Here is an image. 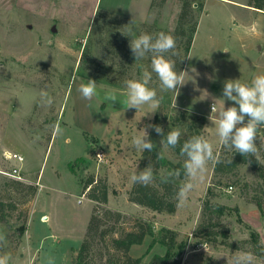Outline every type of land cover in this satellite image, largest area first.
<instances>
[{"label": "rangeland", "instance_id": "rangeland-1", "mask_svg": "<svg viewBox=\"0 0 264 264\" xmlns=\"http://www.w3.org/2000/svg\"><path fill=\"white\" fill-rule=\"evenodd\" d=\"M204 1L201 11L194 4L197 31L183 69L185 83L172 92L171 105L161 112L158 106L146 105L153 115L148 113L143 121L127 125L124 132L111 133L116 121L103 109L105 104L93 98L87 107L77 92L79 81L88 80L77 74V68L89 34L97 32L96 13L115 12L122 18L118 30L129 35L131 27L132 35L138 36L146 33L138 25L143 22L174 30L181 2L167 0L161 7L151 8L152 0H0V233L6 237L0 254L10 255V264H48L49 257L54 258L53 264H75V251L87 238L93 209L100 218L98 230H92L87 239L90 256L99 264L110 255L121 257L110 240L133 229L137 219L150 223L156 235L162 228L176 230L178 241L186 243L182 264H231L233 254L247 251L225 247L221 235L215 240L196 236L204 219L202 203L214 182H218L214 186L217 195L211 201L229 208L220 216L229 238L239 242L257 231L264 245V187L249 164L235 175L221 176L214 174L215 162L209 161L203 178L194 181L187 202L177 204L173 213L129 200L131 176L146 167L141 163L144 151L132 143L143 129L160 153L177 161L169 148L161 147L154 129L147 127L156 124L158 112L173 116L185 110L206 115L201 136L213 145L214 156L218 155L221 144L213 121L224 104L225 108L234 106L223 98L225 81L250 83L255 75L264 73V9L249 5V0ZM100 51L96 48L95 56L106 73L117 70V58L111 60ZM147 59L135 61L130 73L111 76L140 79L136 66ZM75 74L80 77L73 84L78 85L73 91L77 114L74 97L67 96ZM154 83L157 94H162L158 77L149 87ZM42 90L53 98L51 106L41 104L45 102L40 98ZM161 126L168 131L179 128L182 135L186 132L184 124H172L170 118ZM257 139V152L264 162V128L258 130ZM8 153H18L24 160L10 159ZM98 153L104 155L103 160ZM79 157L85 162L76 161ZM71 161L76 174L69 169ZM90 175L104 179L108 188V201L98 204L96 210L94 201L83 194L82 182ZM252 195L263 199L262 208L252 201ZM107 209L113 214L106 216ZM102 230L107 231L105 236ZM152 241L147 236L143 243L134 244L130 255L141 257V264H152L155 253L166 252L159 242ZM255 257V264H264V257Z\"/></svg>", "mask_w": 264, "mask_h": 264}, {"label": "trees", "instance_id": "trees-1", "mask_svg": "<svg viewBox=\"0 0 264 264\" xmlns=\"http://www.w3.org/2000/svg\"><path fill=\"white\" fill-rule=\"evenodd\" d=\"M167 0H152L151 8L161 7ZM181 2V10L178 15L177 25L174 30L161 27L156 22L152 24L139 23L138 25L146 30V33L155 36L157 33L163 31L167 34L174 36L176 40V53L173 56L171 53H167L166 56L173 60L176 65L177 72H183L186 64V60L191 50L195 33L198 26V18L196 15V4L198 11H201L204 7V0H179ZM249 5L259 9H264V0H249ZM95 29L97 32L94 35L88 36L86 43L84 44L81 57L79 60L77 74L88 79L95 80L96 82L107 83L118 88H125V79L121 77L111 76L116 73L119 76L125 73H130L134 70V56L129 47V37L118 30V27L122 23V18L119 17L115 12L108 10H99L94 18ZM101 49L100 52L113 58H117L118 62L115 63L117 70H111L106 73L104 65L97 60L95 56V49ZM143 66L150 71L151 67V56L148 55V59L144 64L138 63L136 66L137 74L143 73ZM149 67V68H148ZM156 77L152 76V80ZM157 85L154 83L152 88H156ZM172 92L163 91L162 94H157L160 98L158 105L159 111H165L172 103ZM158 112L155 115L156 124L160 125L163 120L167 118L171 119V123L178 125L184 124L185 134L181 135L180 143L176 148H169L176 156L177 161H172L163 155V158H159L157 155L160 153L158 148H155L152 152L144 151V159L141 163L146 167L150 164L153 168L154 182L153 184L145 187L139 184H133L129 191V200L136 204L146 206L152 210L168 213H173L177 208L176 192L181 183H183L186 177L183 174V162L184 157L180 155L181 145L189 138L194 135L201 136V129L206 123V115L199 113H189L188 111L182 110L179 114L168 116L167 113ZM162 127V126H161ZM164 130L165 135L168 130ZM155 131V130H154ZM159 135V134H158ZM159 137L164 139L161 135ZM255 143H259L256 139ZM220 163H214L213 171L215 175L227 176L229 174L235 175L238 169L249 164L256 173L257 177L261 180V185L264 187V162L258 155L243 156L237 153L235 149H225L222 145L219 151ZM148 159V161L146 160ZM85 162V159L79 157L76 161ZM151 160V161H150ZM69 169L76 174L74 170V162H69ZM180 170L181 175L174 182L164 183L162 182V176L168 171ZM83 194L86 193L88 198L94 201V208L98 204L106 203L108 201V188L102 178H96L94 175L88 176L83 180ZM260 184V183H259ZM218 185V182H214L209 185L205 198L203 200V221L199 224L196 236L202 238L201 240H215L217 236H223L221 243L232 250H246L252 252L256 256L264 257V245L260 240V235L257 231H251L249 238L241 241H233L229 238L228 231L220 221V216L225 214L229 209L226 205L221 203L212 202L211 200L217 195L214 192V186ZM252 201L256 202L258 207L262 208L263 199L258 195H252ZM106 216L112 215L113 212L107 209L105 211ZM121 214L117 212V218ZM99 217L94 212L91 216L88 225V235L91 231H96L97 223H99ZM98 230V229H97ZM107 231L102 230L101 234L106 235ZM179 233L171 228H162L158 235H156L154 228L150 223L143 219H137L134 223L133 229L123 231L120 236L112 237L111 246L113 249L120 252L122 255L117 259L110 255L106 261L101 264H141V257H134L130 255L129 251L134 244L143 243L147 236L153 238L152 244L159 242L166 248L164 254L155 253L152 257V264H182V255L186 249L185 242L178 241ZM85 238L80 248L76 249V255L74 256L75 264H99L96 259L90 256V242Z\"/></svg>", "mask_w": 264, "mask_h": 264}, {"label": "clouds", "instance_id": "clouds-1", "mask_svg": "<svg viewBox=\"0 0 264 264\" xmlns=\"http://www.w3.org/2000/svg\"><path fill=\"white\" fill-rule=\"evenodd\" d=\"M133 21L131 22V24ZM130 24V25H131ZM131 39L129 47L135 61L142 60L146 56H151V71L145 70L140 79H129L125 81L126 99L123 105L127 109L137 111L143 105H150L155 108L160 102L157 92L149 87L153 73L160 81L162 91H176L178 86L183 85L184 73L177 72L175 62L169 59L166 54L177 55L176 40L171 34L163 31L155 36L148 33H141L138 36L132 35V28L128 29ZM227 51V50H225ZM81 97L91 100L97 95V83L88 79L86 83H81L77 89ZM223 98L234 102V106L225 108L224 106L217 113V119L213 121L212 115L209 117L216 125V135L220 144L228 150L235 149L243 156L255 155L257 152V133L264 128V73L257 74L250 83H242L239 79L227 80L224 83ZM179 94V93H178ZM40 98L44 100L42 105L51 106L53 98L47 91H41ZM103 99L106 102H116L115 91L105 90ZM121 103V102H120ZM111 106V103H109ZM217 112L215 104L212 105V113ZM164 139L161 140L162 148H176L180 143L181 130L179 128L169 130L165 135L160 125H148ZM133 146L140 151L152 152L156 145L151 141L149 133L143 129L141 135L133 138ZM180 155L184 157L183 174L187 178L181 183L177 192V204L183 205L187 202L189 193L194 189V181L203 178L209 161L220 163L219 156L213 154V145L200 135H194L187 139L180 147ZM159 158H163V153H158ZM181 175L180 170L168 171L162 176V182H174ZM133 184L149 186L154 182L153 168L149 164L143 170L131 176ZM5 234L0 233V244L5 241ZM54 258H48V264H53ZM11 257L8 254H0V264H10ZM256 257L252 252H237L231 257V264H255Z\"/></svg>", "mask_w": 264, "mask_h": 264}, {"label": "crops", "instance_id": "crops-1", "mask_svg": "<svg viewBox=\"0 0 264 264\" xmlns=\"http://www.w3.org/2000/svg\"><path fill=\"white\" fill-rule=\"evenodd\" d=\"M76 80H80V77H76V74H75V75H73L72 80L70 82V86L67 90L68 98L74 97L75 108L77 107V101H76L77 95H73V91L78 85H73V84L75 83ZM86 82H87V79H84L82 82L79 81V86L81 83H86ZM105 90L115 91L118 100L116 102H106L103 99ZM93 98L100 99V101L105 104L103 109L105 111H107L110 114V116H112L113 121L114 120L116 121V123L113 122L114 124H112L111 133H113L114 131H115V133L116 132L118 133V131L124 132V128L127 129V127H126L127 125H129L131 123H137V122L143 121L144 117L146 118V117H149L150 115H153V114H150L148 112L146 105L141 106V108L138 111L134 108L133 109H127L126 105H123V101L126 99V89H124V88H118V87L106 88V87H103L101 84L97 83V95L94 96ZM93 98L90 101L83 99V101L85 102V106L88 107L91 104L90 102L93 100ZM109 103H111V106ZM77 112H78V110L76 108L75 113L77 114ZM148 113L150 115H148ZM62 115L64 116V113H62ZM83 129L88 130L85 128H83ZM88 131H90V130H88ZM90 132H92V131H90Z\"/></svg>", "mask_w": 264, "mask_h": 264}, {"label": "built area", "instance_id": "built-area-1", "mask_svg": "<svg viewBox=\"0 0 264 264\" xmlns=\"http://www.w3.org/2000/svg\"><path fill=\"white\" fill-rule=\"evenodd\" d=\"M7 157L10 158V159L11 158L12 159H17L20 162H22L24 160V157L22 155L18 154V153H8L7 154ZM97 157L99 158V160H103L104 159V155L101 154V153H98L97 154ZM14 171L17 172L16 169H14ZM229 188L232 189L233 188V185H230Z\"/></svg>", "mask_w": 264, "mask_h": 264}, {"label": "water", "instance_id": "water-1", "mask_svg": "<svg viewBox=\"0 0 264 264\" xmlns=\"http://www.w3.org/2000/svg\"><path fill=\"white\" fill-rule=\"evenodd\" d=\"M195 6H197V5L195 4Z\"/></svg>", "mask_w": 264, "mask_h": 264}]
</instances>
